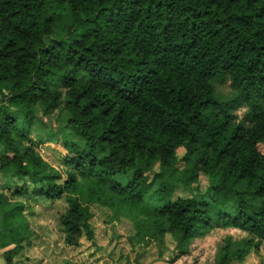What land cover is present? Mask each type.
Returning <instances> with one entry per match:
<instances>
[{"label": "trees", "instance_id": "trees-1", "mask_svg": "<svg viewBox=\"0 0 264 264\" xmlns=\"http://www.w3.org/2000/svg\"><path fill=\"white\" fill-rule=\"evenodd\" d=\"M55 111L68 114L60 132L33 137L38 112ZM46 143L65 169L39 153ZM262 143L264 0H0L5 264L30 247L31 199L64 202L70 248L93 245L100 209L132 219V246L171 236L175 259L213 227L239 229L248 237L227 238L215 264H241L264 244Z\"/></svg>", "mask_w": 264, "mask_h": 264}, {"label": "rangeland", "instance_id": "rangeland-1", "mask_svg": "<svg viewBox=\"0 0 264 264\" xmlns=\"http://www.w3.org/2000/svg\"><path fill=\"white\" fill-rule=\"evenodd\" d=\"M60 28L55 34V39L64 35ZM229 81L216 83V89L221 96L231 94ZM233 114L242 118L245 107L233 108ZM39 120L36 124V131L33 137L44 135L45 131L53 129L60 132V127L66 124L68 114L66 112H53L49 115L37 114ZM264 153V143L258 146ZM39 153L44 159L59 169H65L59 161L63 149L60 143H46L38 147ZM178 155L183 154L179 149ZM157 170V169H156ZM0 176V183L3 182ZM209 185L208 177L200 174L194 186L200 192H204ZM191 192L188 189L177 188L173 197H189ZM29 211L33 216H28L30 228L33 230L30 247L25 248L20 257H16L14 264H26L29 260L34 264H215V257L220 246L227 238L231 241L246 239L247 233L236 228L213 227L201 238L195 239L190 245L189 252L175 259V241L171 236L166 235L162 243L152 242L146 246H132L129 237L135 233V224L131 218L118 215L111 218L107 210H95L96 216L92 221L94 228V243L87 245L89 241L81 239L80 245L70 248L62 242L63 233L58 221V216L66 208L63 201L48 203L42 200L27 201ZM101 259H104L101 261ZM101 261V262H100ZM100 262V263H99ZM241 264H264V244L258 249H253L245 256Z\"/></svg>", "mask_w": 264, "mask_h": 264}, {"label": "crops", "instance_id": "crops-1", "mask_svg": "<svg viewBox=\"0 0 264 264\" xmlns=\"http://www.w3.org/2000/svg\"><path fill=\"white\" fill-rule=\"evenodd\" d=\"M102 260H104V259H101V261H102ZM101 261H100V262H101ZM100 262H99V263H100ZM26 264H34V263H33V261L29 260Z\"/></svg>", "mask_w": 264, "mask_h": 264}, {"label": "water", "instance_id": "water-1", "mask_svg": "<svg viewBox=\"0 0 264 264\" xmlns=\"http://www.w3.org/2000/svg\"><path fill=\"white\" fill-rule=\"evenodd\" d=\"M0 264H5V262L2 258H0Z\"/></svg>", "mask_w": 264, "mask_h": 264}]
</instances>
